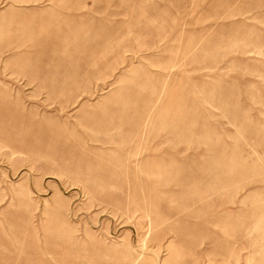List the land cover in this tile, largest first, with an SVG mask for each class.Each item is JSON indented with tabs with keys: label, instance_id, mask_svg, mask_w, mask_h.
<instances>
[{
	"label": "rangeland",
	"instance_id": "obj_1",
	"mask_svg": "<svg viewBox=\"0 0 264 264\" xmlns=\"http://www.w3.org/2000/svg\"><path fill=\"white\" fill-rule=\"evenodd\" d=\"M0 264H264V0H0Z\"/></svg>",
	"mask_w": 264,
	"mask_h": 264
}]
</instances>
